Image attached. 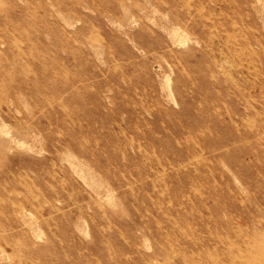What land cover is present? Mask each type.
<instances>
[{"label": "rangeland", "instance_id": "1", "mask_svg": "<svg viewBox=\"0 0 264 264\" xmlns=\"http://www.w3.org/2000/svg\"><path fill=\"white\" fill-rule=\"evenodd\" d=\"M0 264H264V0H0Z\"/></svg>", "mask_w": 264, "mask_h": 264}, {"label": "bare ground", "instance_id": "2", "mask_svg": "<svg viewBox=\"0 0 264 264\" xmlns=\"http://www.w3.org/2000/svg\"><path fill=\"white\" fill-rule=\"evenodd\" d=\"M27 247V246H26Z\"/></svg>", "mask_w": 264, "mask_h": 264}]
</instances>
